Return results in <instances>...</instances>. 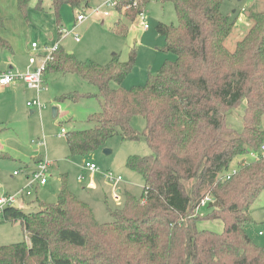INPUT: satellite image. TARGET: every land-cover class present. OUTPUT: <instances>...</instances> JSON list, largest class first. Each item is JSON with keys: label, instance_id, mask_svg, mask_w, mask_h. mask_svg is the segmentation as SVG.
Returning a JSON list of instances; mask_svg holds the SVG:
<instances>
[{"label": "trees", "instance_id": "1", "mask_svg": "<svg viewBox=\"0 0 264 264\" xmlns=\"http://www.w3.org/2000/svg\"><path fill=\"white\" fill-rule=\"evenodd\" d=\"M160 1H171L177 17L175 25L155 26L165 39L162 49L175 59L165 60L144 84L121 85L135 63L134 47L127 61L115 54L102 65L80 61L59 44L45 67V73H72L97 89L62 94L55 102L88 96L101 101L100 110L88 117L92 127L65 132L71 154L93 151L113 136L138 140L131 121L144 118L152 152L125 160L143 178L141 195L125 192L123 206L109 210L111 220L98 222L63 176L55 202L38 200L34 211L13 205L1 210V221H19L29 242L0 245V264H264V248L245 230L264 191V11H249L251 25L230 50L225 42L234 22L221 12L223 0ZM148 2L115 0L120 18L113 31L124 35L126 22ZM16 3L26 18L30 0ZM42 3L37 0L35 8L44 11ZM63 4L84 10L90 0H50L58 30ZM0 49H12L1 35ZM242 102L238 132L226 116ZM252 153V160L242 159L226 178L234 158ZM216 219L223 223L220 232L197 226Z\"/></svg>", "mask_w": 264, "mask_h": 264}, {"label": "rangeland", "instance_id": "2", "mask_svg": "<svg viewBox=\"0 0 264 264\" xmlns=\"http://www.w3.org/2000/svg\"><path fill=\"white\" fill-rule=\"evenodd\" d=\"M36 1H30L25 18L18 10L16 0H0V16L4 19V28L1 27L0 34L12 48V53L7 49H0V65L2 57L10 58L8 66H12L11 71L15 73H23L29 67L30 54H24V50L32 40L39 44L41 42L40 45H51L56 40L58 27L50 8V0H42L44 11L35 8ZM113 1L90 0V6L84 10L63 4L59 11V28L65 32L62 36L60 34V43L78 60L102 65L108 63L115 54L120 61H127L134 47L135 63L121 85L125 88L142 85L147 75L155 74L165 60L175 59L174 54L162 49L165 39L155 28L158 22L177 24L173 3L149 0L141 14L133 21L126 22L127 31L120 35L112 29L114 21L120 18L115 7L110 4ZM220 10L234 22L225 42L228 49L233 50L235 42L251 25L247 17L249 11H264V0H223ZM105 11L108 12L107 15H104ZM78 12L85 16L84 20L76 19ZM45 23H49V26H45ZM143 23L148 27L143 28ZM51 24L54 26H50ZM48 29L53 35L52 40L46 32ZM75 34L79 37L78 41L74 39ZM17 48L21 54L17 52ZM112 86L117 85L112 83ZM74 91L97 93L94 85L77 75L55 72L45 74L38 91L21 84L14 89L0 87V196L18 194L27 181L25 174L31 170L29 165L41 157L51 162L46 173V183L34 184L31 194L24 196L27 203L31 202L30 206L23 207L24 211L37 210L38 200L55 202L61 178L64 176L70 192L90 206L98 222H106L111 220L109 210L123 206L125 192L137 197L142 193L143 178L139 173L128 169L125 160L128 155L144 156L152 152L143 134L145 120L141 116L132 118L131 125L140 134L138 140H122L119 136H113L107 139L102 147L93 151L83 155L71 154L65 134L58 136L60 129L63 127L70 131L92 127L93 123L88 121V117L98 112L101 105L100 98L95 96L83 97L76 101H54L55 97ZM34 99H38L45 107L39 111L26 105L27 101ZM53 106L57 109L55 116L52 115ZM243 109L244 102L226 116L227 125L238 132L242 130ZM262 127L264 129V121ZM37 141L43 144H37ZM104 149L111 152L106 154ZM242 159L250 161L253 156L234 158L228 171L236 168ZM86 162L95 164L98 170L90 172L84 166ZM19 170L22 172H18ZM13 171L17 172V175H14ZM106 171L119 174L120 181H110L104 176ZM89 182H92L93 186L89 187ZM115 190H119L117 198L114 197ZM20 201L19 198L13 206L18 207ZM206 208L202 206L200 211L204 212ZM250 214L253 222L247 223L245 230L254 243L264 248V191L253 203ZM1 220L0 214V245L29 242L28 235L19 221ZM197 226L215 232L223 229L222 221L217 219L198 221Z\"/></svg>", "mask_w": 264, "mask_h": 264}, {"label": "built area", "instance_id": "3", "mask_svg": "<svg viewBox=\"0 0 264 264\" xmlns=\"http://www.w3.org/2000/svg\"><path fill=\"white\" fill-rule=\"evenodd\" d=\"M110 4H112L115 7V4H116L115 0L111 2ZM107 14L108 12L105 11L104 15H107ZM84 18L85 16L81 14L80 12H78L76 19L78 21H82L84 20ZM147 27L148 25L146 23H143V28H147ZM58 32L62 36V33H64L65 31L62 28H59ZM74 39L76 41L79 40V37L77 34H75ZM58 45H59V41L51 45L50 44L40 45L39 42H36V41L31 42L30 43L31 49L35 53L31 54L29 57V68L23 73H15L11 70L1 73L0 74V85L1 86L9 85L13 83L15 80L20 79L26 85L27 88H31L36 91L40 90V85L43 79V75L45 73L46 64L51 59L52 52H54L58 48ZM26 105L30 107H35L39 111L45 107L38 99L27 101ZM65 132H66L65 129L62 127L58 133V136H62L63 134H65ZM38 144H43V142L40 141ZM260 150L262 153H264V144L261 145ZM251 155L256 156V154L254 153H252ZM50 164L51 162L47 161L46 159L45 160L40 159L36 163L35 168L32 171V173L28 177L27 184L22 188V190H20L18 194H13V195L6 194V195L0 196V213L4 207L13 205L18 200L19 197L30 195L31 188L34 184L43 185L44 183H46V173L50 167ZM84 166L90 172H95L98 170V167L93 163L86 162ZM235 170L236 169L233 168L231 171L227 172L226 178H229L230 175L233 172H235ZM104 176L114 183H117L121 179V176L119 174L115 175L112 171L104 172ZM88 186L89 187L93 186V183L89 182ZM118 192L119 190H115L114 192L115 198L118 197ZM207 201H209V198L205 197L201 201V205L202 206L205 205Z\"/></svg>", "mask_w": 264, "mask_h": 264}, {"label": "crops", "instance_id": "4", "mask_svg": "<svg viewBox=\"0 0 264 264\" xmlns=\"http://www.w3.org/2000/svg\"><path fill=\"white\" fill-rule=\"evenodd\" d=\"M31 1V0H30ZM37 2V1H36ZM36 4V3H35ZM45 26H49V23H45ZM50 26H54L53 24H51ZM4 28V27H3ZM2 28H0V30H1ZM47 33H49L50 31H49V29H48V31H46ZM1 35V34H0ZM48 37H49V39H53V35L52 34H50L49 33V35H48ZM62 38V37H61ZM60 38V39H61ZM34 40H32L31 42H33ZM59 41V44H61L60 43V40H58V31H57V36H56V40H55V42H58ZM30 42V43H31ZM54 42V43H55ZM40 44H41V42H40ZM44 44H49V43H44ZM17 50V52L18 53H20L21 54V52H20V49H16ZM29 52V54L31 55V54H33V53H35L32 49H31V46L29 45V46H27L26 48H25V50H24V54L25 53H28ZM69 52V51H68ZM9 53H12V50H9ZM27 56V55H26ZM10 64V58H3L2 57V61H1V65H0V74L1 73H3V72H6V71H8V70H11L12 69V66H8L9 64ZM28 64H29V59H28ZM29 68V67H28ZM28 68H26V69H28ZM55 73H59V72H55ZM45 74L46 73H44V75H43V77L45 78ZM60 74H65V73H60ZM69 74H72V73H69ZM75 75V74H74ZM77 77H79V76H77ZM80 78V77H79ZM19 84H21V85H23L24 87H26V85L22 82V81H20V79L18 80H15L13 83H11V84H9V85H5V86H1L0 85V87L1 88H9V89H14L17 85H19ZM27 88V87H26ZM29 89H31V88H29ZM34 90V89H33ZM84 93V92H83ZM30 113H32V111H30ZM66 131V130H65ZM32 143H33V141H31ZM40 141H37L36 143L38 144ZM0 157H1V155H0ZM40 159H42L41 157L39 158V160ZM38 160V161H39ZM38 161H34L33 163H31L30 165H29V167L31 168V170L30 171H28V172H26V174H25V178H26V180H28V177L30 176V174L32 173V171L34 170V168H35V165H36V163L38 162ZM50 166H51V164H50ZM18 172H22V170H19ZM13 174L14 175H17V172L15 173V171H13ZM27 184V181H26V183L23 185V187L25 186ZM20 199H21V201H20V204L18 205V207L19 208H21V209H23L24 210V206L26 205V206H30V203H27L25 200H24V196H22V197H19ZM18 198V199H19ZM260 233V232H259Z\"/></svg>", "mask_w": 264, "mask_h": 264}, {"label": "water", "instance_id": "5", "mask_svg": "<svg viewBox=\"0 0 264 264\" xmlns=\"http://www.w3.org/2000/svg\"><path fill=\"white\" fill-rule=\"evenodd\" d=\"M51 110H52V115L55 116V115H56V112H57L56 107L53 106V107L51 108ZM104 152H105L106 154H108V153H110L111 151L108 150V149H104Z\"/></svg>", "mask_w": 264, "mask_h": 264}]
</instances>
